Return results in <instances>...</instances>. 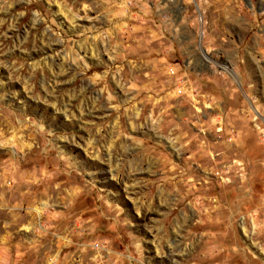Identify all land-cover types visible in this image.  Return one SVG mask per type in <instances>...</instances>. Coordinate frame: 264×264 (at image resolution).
Listing matches in <instances>:
<instances>
[{
	"label": "rangeland",
	"instance_id": "1",
	"mask_svg": "<svg viewBox=\"0 0 264 264\" xmlns=\"http://www.w3.org/2000/svg\"><path fill=\"white\" fill-rule=\"evenodd\" d=\"M0 264H264V0H0Z\"/></svg>",
	"mask_w": 264,
	"mask_h": 264
},
{
	"label": "built area",
	"instance_id": "2",
	"mask_svg": "<svg viewBox=\"0 0 264 264\" xmlns=\"http://www.w3.org/2000/svg\"><path fill=\"white\" fill-rule=\"evenodd\" d=\"M93 246H98V243H97V242H95V243L93 244Z\"/></svg>",
	"mask_w": 264,
	"mask_h": 264
}]
</instances>
